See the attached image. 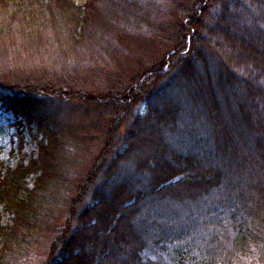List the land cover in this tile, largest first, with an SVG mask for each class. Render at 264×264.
I'll list each match as a JSON object with an SVG mask.
<instances>
[{
    "label": "trees",
    "instance_id": "1",
    "mask_svg": "<svg viewBox=\"0 0 264 264\" xmlns=\"http://www.w3.org/2000/svg\"><path fill=\"white\" fill-rule=\"evenodd\" d=\"M160 34L159 60L115 77L128 39ZM72 104L96 120L71 130ZM0 112L18 154L0 162V264L42 235L41 264H264V0H0ZM90 129L101 151L74 174Z\"/></svg>",
    "mask_w": 264,
    "mask_h": 264
},
{
    "label": "rangeland",
    "instance_id": "2",
    "mask_svg": "<svg viewBox=\"0 0 264 264\" xmlns=\"http://www.w3.org/2000/svg\"><path fill=\"white\" fill-rule=\"evenodd\" d=\"M76 3L82 4L85 0H74ZM167 17L162 16L160 19L159 24L163 27L166 25L165 23H168V20H166ZM164 20L166 22H164ZM164 37V34H160L158 37H156L155 40H148L149 38H146V42L144 39L140 40H133L128 39V46L130 50V54L127 58L122 60L121 66H118V69L116 71L115 77L119 78L120 80H128V76H130L132 73L140 72L145 67L147 68V64H149L152 61L159 60L163 53H165V48L161 45L162 39ZM107 63V62H106ZM101 64L97 66H93L91 64L89 73L86 71L80 72V75L78 76V84L83 85L85 87V95L88 96L90 93H94V91H97L99 87H97L98 82H100L103 75V70H97L98 77L101 78L99 81H95V74L94 71L95 67H99ZM50 66L47 65V68ZM101 67V66H100ZM88 73V74H87ZM94 75V78L89 75ZM89 81V82H86ZM84 92V89L82 88L81 93ZM77 102V101H73ZM79 103V102H77ZM73 105V111L71 113L66 112L68 115L64 116L63 120L68 121L69 123L67 126L79 128L80 130L83 129V126H87L91 124V120H96L97 116H95V112L91 110V108H87L86 104H72ZM79 105V106H78ZM141 110V109H140ZM190 130L193 129L194 137L197 138V140L205 137L204 130L200 126L202 125V118L197 116L196 119L191 114L188 118ZM13 119L8 114H4L0 112V162L6 163L8 165H14L18 159V154H16L15 148H16V139L14 137V128L12 127ZM73 130L72 128H70ZM189 130V131H190ZM89 134H95L97 135V139L93 143H86L85 141V147L86 149H69L67 153L74 159L76 165L71 167V171L74 174L79 173H85L90 167L93 162V159L98 154L99 151H101L102 146V140L99 137L100 133L95 132L94 129H90L88 131ZM82 134V133H81ZM70 135V134H69ZM80 137V136H78ZM186 140V139H184ZM87 145V146H86ZM26 153H29L32 149L30 144H27L25 147ZM11 151H13V156L11 154ZM15 151V153H14ZM70 161V160H69ZM69 174V170H68ZM73 174V175H74ZM75 176V175H74ZM47 242L44 239L43 235L40 236L37 240V243L33 246V251L30 255V258L27 260H24L23 264H41L46 257L47 254Z\"/></svg>",
    "mask_w": 264,
    "mask_h": 264
}]
</instances>
